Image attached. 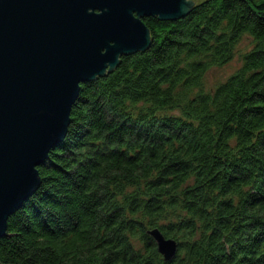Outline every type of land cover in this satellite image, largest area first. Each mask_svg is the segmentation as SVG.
Masks as SVG:
<instances>
[{"label": "trees", "instance_id": "16d2710c", "mask_svg": "<svg viewBox=\"0 0 264 264\" xmlns=\"http://www.w3.org/2000/svg\"><path fill=\"white\" fill-rule=\"evenodd\" d=\"M142 21L150 46L80 86L0 264H264V0ZM244 36L241 66L205 90ZM154 228L176 241L170 260Z\"/></svg>", "mask_w": 264, "mask_h": 264}, {"label": "water", "instance_id": "95a60500", "mask_svg": "<svg viewBox=\"0 0 264 264\" xmlns=\"http://www.w3.org/2000/svg\"><path fill=\"white\" fill-rule=\"evenodd\" d=\"M200 0H0V238L39 188L80 86L151 43L144 17L174 21ZM170 260L177 243L147 231Z\"/></svg>", "mask_w": 264, "mask_h": 264}, {"label": "rangeland", "instance_id": "374dc122", "mask_svg": "<svg viewBox=\"0 0 264 264\" xmlns=\"http://www.w3.org/2000/svg\"><path fill=\"white\" fill-rule=\"evenodd\" d=\"M250 46V39L247 36H244L237 45L236 54L230 62L221 67H214L208 70L203 79L205 90L214 89L216 85L225 81L231 74H233L235 70L241 66L240 54L248 50ZM178 114L179 113L177 110L171 111L169 113V115Z\"/></svg>", "mask_w": 264, "mask_h": 264}]
</instances>
